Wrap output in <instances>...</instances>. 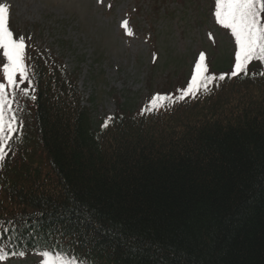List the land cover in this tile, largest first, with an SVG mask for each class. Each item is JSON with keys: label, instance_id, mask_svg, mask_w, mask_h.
Segmentation results:
<instances>
[{"label": "trees", "instance_id": "16d2710c", "mask_svg": "<svg viewBox=\"0 0 264 264\" xmlns=\"http://www.w3.org/2000/svg\"><path fill=\"white\" fill-rule=\"evenodd\" d=\"M26 63L37 99L18 97L0 165V264H264V63L99 124L59 60L32 45Z\"/></svg>", "mask_w": 264, "mask_h": 264}, {"label": "rangeland", "instance_id": "374dc122", "mask_svg": "<svg viewBox=\"0 0 264 264\" xmlns=\"http://www.w3.org/2000/svg\"><path fill=\"white\" fill-rule=\"evenodd\" d=\"M184 1L183 6L165 0L0 3L9 5V28L16 37H25L26 49L36 46L75 77L83 105L99 124L112 119L120 105L135 115L165 89L179 92L201 54L209 74L232 70L235 39L216 23L213 0ZM40 261L31 255L1 264Z\"/></svg>", "mask_w": 264, "mask_h": 264}, {"label": "snow or ice", "instance_id": "6c2138e0", "mask_svg": "<svg viewBox=\"0 0 264 264\" xmlns=\"http://www.w3.org/2000/svg\"><path fill=\"white\" fill-rule=\"evenodd\" d=\"M214 15L216 23L230 30L235 39V63L230 74L222 73L217 77L209 74L205 56L201 54L186 87L179 90L181 101L189 97L194 99L201 90L210 91L215 81H223L226 76L231 78L247 75L248 66L253 61L264 63V0H215ZM9 16V5L0 3V56L3 58L0 65V72L3 74V80L0 81V165H3L9 152L13 151L12 141L23 127L18 116V97L22 95L32 101L37 99L32 94L35 86L26 63L25 37H16L10 30ZM123 26L127 29V21ZM169 99L172 97L168 94H157L142 111L149 114L155 112ZM20 255L23 256L24 253L21 252ZM41 255L44 258L43 264H69L63 255L56 256L49 252ZM4 259L5 251L0 248V261Z\"/></svg>", "mask_w": 264, "mask_h": 264}]
</instances>
